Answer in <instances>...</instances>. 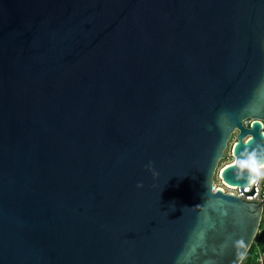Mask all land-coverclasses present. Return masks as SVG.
Instances as JSON below:
<instances>
[{
    "label": "water",
    "instance_id": "water-1",
    "mask_svg": "<svg viewBox=\"0 0 264 264\" xmlns=\"http://www.w3.org/2000/svg\"><path fill=\"white\" fill-rule=\"evenodd\" d=\"M234 132L242 191L264 0H0V264H238L263 205L211 190Z\"/></svg>",
    "mask_w": 264,
    "mask_h": 264
},
{
    "label": "built area",
    "instance_id": "built-area-1",
    "mask_svg": "<svg viewBox=\"0 0 264 264\" xmlns=\"http://www.w3.org/2000/svg\"><path fill=\"white\" fill-rule=\"evenodd\" d=\"M245 140V138H243ZM219 161H222L220 166H217L215 172L213 174V180L211 183V190L216 191V189H220L224 193H230L237 197L242 198L246 201L252 202H261L263 205L264 203V164H259L256 166L251 167V174L248 183L242 188V191L248 192L252 185L255 188V193L251 196H245V193L239 189L238 185H230L222 180L220 176L221 170L227 166L228 164L234 163V155L232 152L231 147L229 150H224V157L221 158ZM263 211V210H262ZM264 234L263 228L258 225L256 234L251 242L253 243V264H264V247L260 245V241L262 235ZM250 244V245H251ZM241 262V261H240ZM240 262L238 264H240Z\"/></svg>",
    "mask_w": 264,
    "mask_h": 264
},
{
    "label": "trees",
    "instance_id": "trees-1",
    "mask_svg": "<svg viewBox=\"0 0 264 264\" xmlns=\"http://www.w3.org/2000/svg\"><path fill=\"white\" fill-rule=\"evenodd\" d=\"M263 211H264V203H263ZM262 219V217H261ZM262 222V221H261ZM264 222V221H263ZM262 222V225L260 223V227L263 228L264 231V223ZM253 243L249 246L248 250L246 251L245 255L241 259L240 264H253Z\"/></svg>",
    "mask_w": 264,
    "mask_h": 264
},
{
    "label": "rangeland",
    "instance_id": "rangeland-1",
    "mask_svg": "<svg viewBox=\"0 0 264 264\" xmlns=\"http://www.w3.org/2000/svg\"><path fill=\"white\" fill-rule=\"evenodd\" d=\"M248 120H246L245 122H247ZM235 134H236V132H234V133H232L231 134V137L229 138V140H228V144H227V147H226V151L227 150H229V148L231 147V149H232V147H233V145H234V142H235ZM222 164V161H219L218 162V166H220ZM261 217H262V219H260V223H261V225H262V222L264 221V211L262 212V215H261ZM262 221V222H261ZM259 223V224H260ZM264 223V222H263ZM260 245L262 246V247H264V234L262 235V238H261V241H260Z\"/></svg>",
    "mask_w": 264,
    "mask_h": 264
},
{
    "label": "clouds",
    "instance_id": "clouds-1",
    "mask_svg": "<svg viewBox=\"0 0 264 264\" xmlns=\"http://www.w3.org/2000/svg\"><path fill=\"white\" fill-rule=\"evenodd\" d=\"M149 169L151 170V164H149ZM137 187H142V185H137Z\"/></svg>",
    "mask_w": 264,
    "mask_h": 264
},
{
    "label": "bare ground",
    "instance_id": "bare-ground-1",
    "mask_svg": "<svg viewBox=\"0 0 264 264\" xmlns=\"http://www.w3.org/2000/svg\"><path fill=\"white\" fill-rule=\"evenodd\" d=\"M261 164H264V161Z\"/></svg>",
    "mask_w": 264,
    "mask_h": 264
},
{
    "label": "crops",
    "instance_id": "crops-1",
    "mask_svg": "<svg viewBox=\"0 0 264 264\" xmlns=\"http://www.w3.org/2000/svg\"><path fill=\"white\" fill-rule=\"evenodd\" d=\"M263 212V211H262Z\"/></svg>",
    "mask_w": 264,
    "mask_h": 264
}]
</instances>
